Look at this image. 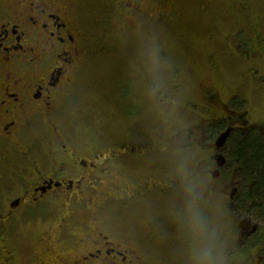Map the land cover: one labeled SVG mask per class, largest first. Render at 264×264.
Returning <instances> with one entry per match:
<instances>
[{
  "label": "flooded vegetation",
  "instance_id": "flooded-vegetation-1",
  "mask_svg": "<svg viewBox=\"0 0 264 264\" xmlns=\"http://www.w3.org/2000/svg\"><path fill=\"white\" fill-rule=\"evenodd\" d=\"M183 1L0 0V264H191L202 236L182 208L160 209L245 198L228 173L245 170L235 141L255 136L264 149V122H251L248 103L215 90L185 100L177 71L140 75L149 89L141 98L130 82L139 75L113 82V60L127 55L120 46L138 41V65L151 64L144 39L153 27H177ZM252 7H225L237 32L255 22ZM211 8L199 0L202 16L214 19ZM254 31L240 60L264 59ZM98 88L113 92L123 135L95 132L86 92ZM239 231L238 242L256 230L241 222Z\"/></svg>",
  "mask_w": 264,
  "mask_h": 264
},
{
  "label": "rangeland",
  "instance_id": "rangeland-1",
  "mask_svg": "<svg viewBox=\"0 0 264 264\" xmlns=\"http://www.w3.org/2000/svg\"><path fill=\"white\" fill-rule=\"evenodd\" d=\"M208 1L212 3L211 13L214 11V19L199 13V0H184L177 6V13H175L177 27H153L155 32L144 39L150 42L144 41L143 50L153 55L154 61L151 64H147L148 60L144 59V64L138 65L142 57V54L138 52L143 53L136 48L138 41L124 42L120 50L127 55L119 60L121 69L125 73L139 75L136 76L137 80L130 81L134 84V90H137L135 92L137 98H141L149 90L147 84L140 83L141 76L144 78L159 73L166 75L177 71L183 78L182 84L185 85L183 89L185 100L200 102L204 90L206 93L215 90L225 98L223 100L234 96L248 103L251 110V122H264V83L258 80L260 77L264 78V59L253 56L247 60H240L238 54H235L241 51L246 41L253 43L254 47V41H256L254 28L264 35V0H250L253 6L252 14L256 17L255 22L239 32L237 28L232 27L234 23L228 18L227 11L229 8L232 9L235 0ZM220 9L223 12L218 15L221 13ZM251 30L254 32L253 37H251ZM164 54L168 55L166 60L163 59ZM252 69L256 70L257 74H253ZM120 73L121 70L118 71V74ZM118 77L114 80L119 82L124 80ZM93 93L90 90L86 92V97L89 99L86 108L97 118L95 132L104 134L106 137L112 133L113 137L123 135L127 124L120 115L116 117L117 110L110 102L114 99L113 92L98 88L96 91L93 90ZM147 120L142 124H152L156 118L151 115ZM154 126L158 128L160 124L156 122ZM152 127L153 125L149 128ZM169 131L171 128L165 129L166 133ZM172 169L176 170L177 165ZM228 172L227 169L226 173ZM230 173L228 174L232 176L235 185H240L243 194L245 191L250 196L252 186L248 185L246 177L243 175L239 177V174L235 172ZM192 200L177 199L173 204L174 208L166 204L160 210H165L166 214L168 212L172 214L176 207L182 208L184 210L182 215L188 226L196 229L197 234H201V241L196 244V250L194 249L193 258L196 264H264V237L261 235V231H264V220L251 216L250 212L245 210L243 199L230 205L227 199H211L207 202L206 208L204 204H193ZM252 207L260 208L261 205L253 204ZM241 222L244 227L257 226L259 230H263L260 234L258 233L259 235L255 233L249 239H241L238 242ZM200 251L201 256L198 255ZM204 256H207L206 262L201 259Z\"/></svg>",
  "mask_w": 264,
  "mask_h": 264
},
{
  "label": "trees",
  "instance_id": "trees-1",
  "mask_svg": "<svg viewBox=\"0 0 264 264\" xmlns=\"http://www.w3.org/2000/svg\"><path fill=\"white\" fill-rule=\"evenodd\" d=\"M121 67L122 65L119 60H113V82L115 77H118V75V78H123L125 76V72H123ZM119 70H121L120 74H118ZM232 150L233 158L235 160H239L244 165L245 170L243 176L246 177V180L249 183L248 185L252 186L250 196L248 193H246V199H243L245 210L249 211L251 216H254V218H260L264 220V149L259 145L257 138L254 136L244 144H241V142L239 144V141H235ZM253 204H259L261 207H252ZM241 206L242 203L239 205V207ZM261 230L263 229H258L256 234H260ZM195 231L196 229H194V233H196ZM261 235L264 237V231H261ZM200 254L201 251L198 253V255ZM203 258V262H206L207 256H204ZM177 259L179 260L180 264H184L182 259L179 257ZM193 259L195 260V258Z\"/></svg>",
  "mask_w": 264,
  "mask_h": 264
},
{
  "label": "water",
  "instance_id": "water-1",
  "mask_svg": "<svg viewBox=\"0 0 264 264\" xmlns=\"http://www.w3.org/2000/svg\"><path fill=\"white\" fill-rule=\"evenodd\" d=\"M228 137H229V132H226L224 135H222L221 139L218 142L219 146H222L226 142Z\"/></svg>",
  "mask_w": 264,
  "mask_h": 264
},
{
  "label": "clouds",
  "instance_id": "clouds-1",
  "mask_svg": "<svg viewBox=\"0 0 264 264\" xmlns=\"http://www.w3.org/2000/svg\"><path fill=\"white\" fill-rule=\"evenodd\" d=\"M201 259H204V258H201Z\"/></svg>",
  "mask_w": 264,
  "mask_h": 264
}]
</instances>
